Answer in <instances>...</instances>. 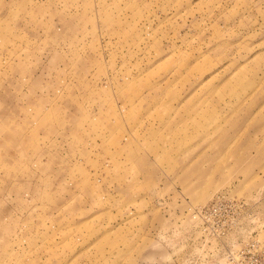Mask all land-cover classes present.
<instances>
[{"label":"rangeland","instance_id":"rangeland-1","mask_svg":"<svg viewBox=\"0 0 264 264\" xmlns=\"http://www.w3.org/2000/svg\"><path fill=\"white\" fill-rule=\"evenodd\" d=\"M219 195L244 207L206 241ZM239 261L264 264V0H0V264Z\"/></svg>","mask_w":264,"mask_h":264},{"label":"built area","instance_id":"built-area-1","mask_svg":"<svg viewBox=\"0 0 264 264\" xmlns=\"http://www.w3.org/2000/svg\"><path fill=\"white\" fill-rule=\"evenodd\" d=\"M244 207L241 201L228 198L225 195L216 196V199L194 211V217L202 224V233L205 240H229V235L224 224L235 223L241 216V209ZM222 226V227H220ZM232 247V246H231ZM245 250H228L231 262L238 261ZM229 256V257H230ZM244 264V261H239Z\"/></svg>","mask_w":264,"mask_h":264}]
</instances>
